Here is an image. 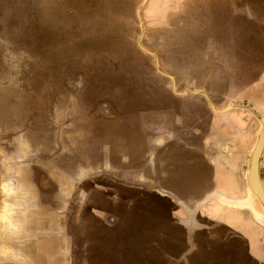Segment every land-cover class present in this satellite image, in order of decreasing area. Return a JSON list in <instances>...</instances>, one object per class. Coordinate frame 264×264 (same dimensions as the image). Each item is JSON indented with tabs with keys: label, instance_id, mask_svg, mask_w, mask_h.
<instances>
[{
	"label": "crops",
	"instance_id": "crops-1",
	"mask_svg": "<svg viewBox=\"0 0 264 264\" xmlns=\"http://www.w3.org/2000/svg\"><path fill=\"white\" fill-rule=\"evenodd\" d=\"M228 1L147 0L149 44L160 65L173 75L177 92H204L218 110L231 105L247 106L262 118L264 2L258 6L250 0H239L235 6ZM0 8H7L6 13H0V30H6L2 38H13L14 32L9 31L11 27L1 16L23 7L0 0ZM22 27L29 28L26 24ZM255 73H259L260 82L254 81ZM122 80L114 77L115 83ZM114 85L109 86L115 88ZM139 85L127 83L125 90L119 87L121 97L117 103L125 102L123 109L128 104L137 105L135 111H124L116 119L118 131L130 133L114 135L105 131L103 153L89 156L103 159L94 166L103 175L101 180L79 177V170L72 171L71 158L62 161L58 157L53 164L42 163V185L31 179L27 168L22 167L24 176L17 180L15 174L21 173L20 167L9 170L13 173V187L22 190L25 198L42 186V194L37 192L35 199L42 213L8 211L0 218V264H130L128 256L119 263L110 259L114 253L128 254L124 244L115 242L117 245L112 246L109 241L119 235L122 239L124 234L133 237L131 249L140 248L135 250L137 258L136 253L132 255L137 264H176V255L191 249L182 242L184 226L175 222V203L202 204L210 188L220 196L215 203L246 197V165L259 129L255 117L242 108L215 112L202 94L178 95L169 88L159 90L154 85L143 89ZM129 94H135L133 101ZM189 97L197 103L191 106ZM207 112L214 122H208ZM263 166L264 152L260 164L264 187ZM111 181L115 188L124 190L121 195L111 194ZM81 198V212L68 217L66 207L73 200L79 206ZM149 199H155L166 210L154 217L155 228L152 216L151 229H143L139 206ZM236 212L243 215L227 219L228 226L244 229L242 237H237L243 245L228 250L231 257L224 256V251L214 260H204L206 236L198 229L193 234L195 248L190 251L194 255L185 264H235L234 253L247 260L250 253L261 251L263 246L252 232L261 223L248 210L237 208ZM35 217H42V230L36 229ZM95 236L102 243L94 245Z\"/></svg>",
	"mask_w": 264,
	"mask_h": 264
},
{
	"label": "rangeland",
	"instance_id": "rangeland-1",
	"mask_svg": "<svg viewBox=\"0 0 264 264\" xmlns=\"http://www.w3.org/2000/svg\"><path fill=\"white\" fill-rule=\"evenodd\" d=\"M10 1L23 8L11 9L6 17L1 16L3 22H8L5 24H9V31H13L14 36L3 39L2 34L6 30H0V218L6 216L8 211L16 214L26 211L31 214L42 213V206L35 201L37 192L41 191L42 194V186L36 189L39 191L32 192L30 197L25 198V193L18 187L14 188L11 183L13 173L9 170L13 167L19 166L21 170V173L15 174V180L24 176V167L31 179L42 185V163L53 164L58 157L62 161L71 158L74 162L72 171L79 170V177L86 176L90 180L103 178L102 174L96 172V167L103 159L89 156L103 153L102 148L106 145L103 141L105 131L114 135L128 134L129 131H118L120 125L117 120L123 115L122 112H133L137 106L132 103L123 109L125 102L117 103L119 96L121 97L119 87L125 90L124 86L128 83L140 84L143 89L154 85L159 90L172 89L170 78L158 72L153 57L143 50L153 51L149 44L151 25L150 14L145 9L147 1L140 10L145 29L141 41L143 49L138 46L140 27L137 17V10L143 0ZM229 1L235 6L239 2ZM250 1L258 6L264 2ZM226 3L227 1L223 2ZM6 10L7 8H0V13H6ZM24 24L29 28L22 27ZM117 25L118 28H115ZM160 68L166 75L173 77L168 68L161 65ZM114 77L123 80L115 83ZM253 79L260 82L259 73H255ZM108 80L111 81L110 84ZM109 85H114L115 88ZM122 95L124 96V92ZM130 96L133 101L135 94ZM189 98L191 106L197 103L193 97ZM208 115V122H214L213 116ZM261 117L264 119V113ZM109 118L113 120L108 121ZM135 134L134 132L132 136ZM32 136L34 139H31ZM262 175L264 181V166ZM27 176L25 174V179H28ZM110 186L112 195H121L124 191L115 188L113 181ZM206 197L212 199L202 205L185 206L175 203L173 206L175 222L185 228H181L185 234L182 242L185 248L193 251V234L200 229L206 236L202 259L214 260L222 256L220 252L224 251L227 252L222 253L224 256L231 257L228 250H236L239 245H243L237 237H242L244 229L228 226L227 219L243 214L236 212L235 205L215 203L218 198L212 188L207 190ZM81 201L82 198L79 199V206L73 200L66 207L68 217L75 211L81 212L84 206ZM40 203L42 205V201ZM144 204L139 206L143 229H151L152 216L155 228L154 217L166 209L163 210L164 207L159 206L155 199H149ZM228 206L235 209H228ZM86 208L85 212L88 213L90 205L88 210ZM34 220L36 229L42 230V217H35ZM260 223L256 224L252 232L259 239L257 243L263 246L261 251L258 250L253 255L250 253L247 260L242 254L234 253L232 260L235 264H247V261L252 260L264 261V222ZM122 237L124 238L119 239V235L118 240L111 238L109 241L112 246L124 244L129 252L127 255L114 253L110 255L111 261L119 263L122 257L128 256L130 264H137L139 254L135 250L140 248L133 250L134 248L129 247L130 244L134 245L133 237H125V234ZM94 240V245L102 243L97 242V236ZM73 245L78 246L76 237ZM190 251L177 254L176 264H185L194 255ZM134 253L137 254L135 259L132 257Z\"/></svg>",
	"mask_w": 264,
	"mask_h": 264
},
{
	"label": "water",
	"instance_id": "water-1",
	"mask_svg": "<svg viewBox=\"0 0 264 264\" xmlns=\"http://www.w3.org/2000/svg\"><path fill=\"white\" fill-rule=\"evenodd\" d=\"M146 1L147 0H143V2L141 3V5L139 6V8L137 10V17H138V22H139V27H140L138 46L141 49H143L141 41H142V37H143L145 29H144L143 23H142L141 18H140V10ZM143 50L153 57L158 72L160 74L165 75L168 78H170V80L172 81V90L174 93H176L178 95L202 94L205 97L206 101L208 102L209 106L215 112H225V111H228V110L233 109V108H242V109H245L248 112H250L255 117V119L257 120V122L259 124V129L257 132L255 143H254V145H253V147L249 153V157H248V161H247V165H246V172H245L246 186H247L246 197L243 199L234 200V201L223 200L222 203L223 204H232V206L235 205L237 208H240V209H247L248 211L251 212L253 217L258 222H264V187H263V184L261 181V175H260V164H261L262 155L264 152V119L260 118L255 112H253L247 106L231 105L226 109L218 110L213 106V104L211 103V101L209 100V98L207 97V95L204 92H199V91H192V92H185V93L177 92L176 88H175L174 78L172 76L166 75L161 70L157 56L153 52L147 51L145 49H143ZM219 197L220 196L217 195L218 200H220ZM208 199H211V198L206 197V199L203 201L202 204L206 203L208 201ZM202 204H198V205H202Z\"/></svg>",
	"mask_w": 264,
	"mask_h": 264
},
{
	"label": "trees",
	"instance_id": "trees-1",
	"mask_svg": "<svg viewBox=\"0 0 264 264\" xmlns=\"http://www.w3.org/2000/svg\"><path fill=\"white\" fill-rule=\"evenodd\" d=\"M149 1H150V0H149ZM149 1H148V3H149ZM146 4H147V3H146ZM147 5H148V4H147ZM145 9H146V11H147L146 5H145ZM118 34H119L118 32H115V35H116V36H119ZM121 37H122V36H121ZM119 39H120V38H119Z\"/></svg>",
	"mask_w": 264,
	"mask_h": 264
}]
</instances>
